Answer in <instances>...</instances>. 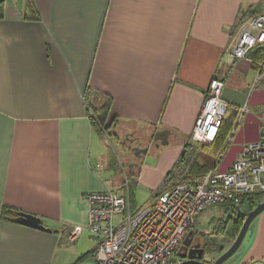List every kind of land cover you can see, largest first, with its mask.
Segmentation results:
<instances>
[{"label": "crops", "instance_id": "crops-1", "mask_svg": "<svg viewBox=\"0 0 264 264\" xmlns=\"http://www.w3.org/2000/svg\"><path fill=\"white\" fill-rule=\"evenodd\" d=\"M260 13L264 0H4L0 264H54L61 238L87 223L86 194L123 190L129 171L114 176L116 160L100 152L98 140H106L92 128L87 104L107 98L106 124L128 119L136 130L171 133L167 146L151 135L156 149L130 171L134 210L150 205L190 143L212 78L225 79L222 99L235 113L216 169H229L242 145L264 139V49L252 51V62L232 55L238 26ZM136 190L149 192L148 205L138 206ZM2 207L39 217L51 233L13 222L16 215L3 219ZM251 225L239 264H264V211Z\"/></svg>", "mask_w": 264, "mask_h": 264}, {"label": "built area", "instance_id": "built-area-1", "mask_svg": "<svg viewBox=\"0 0 264 264\" xmlns=\"http://www.w3.org/2000/svg\"><path fill=\"white\" fill-rule=\"evenodd\" d=\"M257 47L264 49V13L240 23L232 55L250 62L249 53ZM262 78L259 74L255 82ZM223 82L212 78L208 84L189 135L193 143L213 142L227 109V103L220 98ZM262 120L264 123V113ZM192 152H187L185 160L178 158L176 178L184 177V169L189 170L194 161ZM179 165L184 167L182 173ZM170 185L166 189L163 182L153 193L150 205L140 210L131 206L127 179L120 193L102 190L86 194V226L73 227L68 240L73 242L84 230L88 231L95 241L94 264H182L173 256L179 254L187 232L202 212L217 205L238 208L246 198L264 193V139L242 145L227 170L220 171L215 166L195 184L177 180ZM212 262L209 255L201 260L204 264Z\"/></svg>", "mask_w": 264, "mask_h": 264}, {"label": "rangeland", "instance_id": "rangeland-1", "mask_svg": "<svg viewBox=\"0 0 264 264\" xmlns=\"http://www.w3.org/2000/svg\"><path fill=\"white\" fill-rule=\"evenodd\" d=\"M259 74L261 75L262 73L259 71L257 77ZM222 80L225 81V79ZM261 80L255 83L257 84L261 83L260 82ZM225 83L220 95V98L224 103L226 102L222 99V92L226 86ZM107 104H109V101L107 100V98H105L102 102H100V105L97 106L96 108H93L90 104H87V110L90 111V114L92 112V114H94L96 117L101 118V116L103 115H105L106 117L105 111L107 109ZM227 108H228V104H227ZM103 124L104 125L100 127L102 132L99 135L101 136L102 138L101 140H103V142L105 140L106 141L104 143L105 145L104 146L98 140L100 145L99 150L100 152H104L107 149L111 151L112 154L114 155V158L116 160L115 162L118 168L117 171L115 170L116 172L114 176L117 177L118 179L122 177L123 173L126 174L128 172V168L130 167V165H135L136 167H138L142 161H144L148 156L152 155L153 152L152 150L155 148V145L151 141L150 136L151 135L153 136L157 131L155 132L153 129H150L149 131H143V127L140 125L139 126L142 128V130H136L138 125L136 123H131V121L128 119H121L119 122H117V120L115 119L111 124H106L104 121ZM216 133L214 135V138L216 136ZM253 142H257V141H253ZM190 143L193 144L192 141H190ZM190 143L187 142L185 145L191 146ZM195 144L202 146L201 144L198 143ZM137 146H141V148L149 147L148 153L145 155H141L140 157H136L132 152V149ZM186 151L187 152L193 151L191 153L192 155H194L193 160L197 159L199 152L195 153L196 150L194 149V147H188ZM183 156H184L183 151H181L179 155V159H182ZM219 157L220 155H217L216 158L212 160V161L215 160L214 166L210 167L211 169L208 172L214 170L217 164L216 160ZM104 160L105 158L102 161ZM92 161L96 162L97 157H93ZM178 167H179V173H182L183 171L181 169L182 168L184 169V167L182 165H179ZM184 170L186 171V173L188 172V170L186 169ZM106 177L108 179L110 178L109 175H106ZM169 178H167L166 180L164 179V185L166 189L171 187L170 183L172 182L174 183L178 180V178H174L170 182ZM134 194L138 206L142 205L143 203L148 205V203H146L149 201L150 194L148 191L136 190L134 191ZM254 195H258V194H254ZM241 208H242L241 213L236 211L238 214H242L243 212H246L247 206ZM230 218L233 221L237 219V214L234 213L232 206L217 205L207 208L197 218L196 220L197 222L194 223V231H198V233L201 232L202 233L201 234L202 236L200 235V237H202L201 240L207 243L208 245L207 248H212V251L205 250L206 253L210 254L209 256L212 258V261H214L219 256V255L217 256V254L220 252V248L222 249L228 248L231 245L232 241L235 239L234 238L232 240L234 231H232L233 229H231L232 225L229 222ZM251 230H252V225L249 227V231ZM247 240L248 237L246 236V238L243 239L241 245L236 250V252L232 256H230L226 261H224L222 264H239V262L241 261L242 250L245 249ZM59 248L60 250L58 251V254L56 256V261L54 262V264H94L93 252L95 248V241L93 240L89 232L86 230H84L83 233L80 234L75 239L74 242H69L66 238L62 237ZM179 251H180L179 254L174 255L173 258L176 261L184 262L185 257H183V251L181 249Z\"/></svg>", "mask_w": 264, "mask_h": 264}, {"label": "trees", "instance_id": "trees-1", "mask_svg": "<svg viewBox=\"0 0 264 264\" xmlns=\"http://www.w3.org/2000/svg\"><path fill=\"white\" fill-rule=\"evenodd\" d=\"M3 1L4 0L0 1V15H1L2 7H3ZM30 4H31V2H29V4H27V10H28L29 14H33L36 11H35V9L31 8ZM29 19L38 20L39 16H38V14H35V15H33L32 18H30V16H29ZM253 50L254 49H252L249 53L250 59H251V55L253 53L252 52ZM251 62H252V60H251ZM108 111H109V104H107V109L105 111L106 117H105V115H103V116H101V118H99V117H96L94 114H92L93 117H89L92 128L94 130H96L98 132V134H101V132H102L100 127L104 125L103 123L107 118ZM230 112H229V107H228L226 109V112H225L223 118H222V121L220 123L219 129L216 133V136H215L213 142L210 145H202L201 146V150H203V153L201 152V154L203 156H199L200 155V152H199L197 159L194 160L193 163L190 165L188 172L184 175V177L178 179V181H182V182L189 183V184H195V182L200 180L211 169L210 167L214 166V161H212L211 159L209 160V157H211L212 159H215L217 155H221L224 152V150L226 148V144L228 142V136L231 134V131L233 130V125H234L233 119L235 118V116H234L235 113L232 114L233 118H231ZM188 147H191V146L185 145L184 149L182 150L183 154H184V156H183L184 160H185V156L188 154L186 151ZM204 153L207 154V157ZM176 167H177V164H175L173 166V168L170 171H168V173L165 176V180L169 177H170L169 178L170 181L172 179L176 178V176H175ZM126 178L128 180L129 190L132 193V190L135 188V185H136V182H135L136 175H134L132 172H128L126 175ZM263 201H264V193L258 194V195H252V196L246 198L241 203V205H239L238 208L232 207L234 210V213L237 214V219L235 221H233L231 218L229 219V222L232 225L231 229H233L232 231H234V233H233L234 235H233L232 240L237 236V234L241 228V225H242L244 218H245L244 213L249 212L258 203L263 202ZM246 206H247L246 212H243L242 214H238L236 212V211H238L241 213V210H242L241 207H246ZM17 213H19V212L14 211L13 209H11L9 207H2L1 216L3 219H9V218L15 216ZM190 231L195 233V234L198 233V231H194V225L192 226ZM204 246H205V250L212 251V248H207L208 245L205 241H204ZM221 249L222 248H220V252L217 254V256L220 255L222 252H224L227 248L226 249L224 248L222 250ZM205 255H210V254L204 252V256Z\"/></svg>", "mask_w": 264, "mask_h": 264}, {"label": "water", "instance_id": "water-1", "mask_svg": "<svg viewBox=\"0 0 264 264\" xmlns=\"http://www.w3.org/2000/svg\"><path fill=\"white\" fill-rule=\"evenodd\" d=\"M170 134H171L170 131H168L166 129L165 130H161V131H157L153 135L152 140L154 142H158V144L156 146H159V145H161V146H167V144H168V137H169ZM147 150H148L147 147L141 148V146H137V147H134L132 149V152L134 153V155L136 157H140L141 155H145L147 153ZM134 168H136L135 165H130V167L128 168V171L130 172ZM262 211H264V201L258 203L249 212L244 213L245 214V218H244V221H243V223L241 225V228H240L237 236L232 241L231 245L224 252H222L210 264H222L224 261H226L230 256H232L236 252V250L241 245V243H242V241H243V239H244V237H245V235L247 233V230H248L251 222ZM11 220L13 222L18 223V224L23 225V226H27V227H30V228H33V229H37V230H40V231H44V232H47V233H51V229L46 228L43 225L41 219L39 217L34 216V215H30V214H26V213H23V212H19ZM191 233L192 232H189V235ZM184 243L188 245L190 243V240L188 242L185 241ZM202 255H203V251L202 250H199L198 251V255L197 256L191 255L189 253L188 256H187V258L189 259V261H186V262H184L182 264H204V263H201V262L193 261V260L200 259ZM183 257H186V256L183 255Z\"/></svg>", "mask_w": 264, "mask_h": 264}, {"label": "flooded vegetation", "instance_id": "flooded-vegetation-1", "mask_svg": "<svg viewBox=\"0 0 264 264\" xmlns=\"http://www.w3.org/2000/svg\"><path fill=\"white\" fill-rule=\"evenodd\" d=\"M188 232H191V231H188ZM188 232H187V236H186L185 240L183 241L182 245L180 246L181 250L183 251V255L186 256L184 258V262L189 261V259L187 258L189 253L191 255L197 256L198 255V251L202 250L203 251V255L201 256V258L198 259V260H193V261L201 262V260L203 259V256H204V252H205L204 241L201 240L202 237H200L201 234H197V233L195 234V233L192 232L189 235ZM189 240H190V243L188 245L184 243L185 241L188 242Z\"/></svg>", "mask_w": 264, "mask_h": 264}, {"label": "bare ground", "instance_id": "bare-ground-1", "mask_svg": "<svg viewBox=\"0 0 264 264\" xmlns=\"http://www.w3.org/2000/svg\"><path fill=\"white\" fill-rule=\"evenodd\" d=\"M190 181V180H189Z\"/></svg>", "mask_w": 264, "mask_h": 264}]
</instances>
